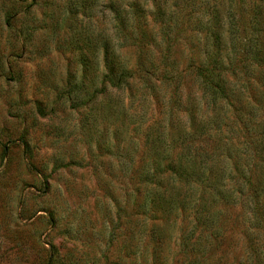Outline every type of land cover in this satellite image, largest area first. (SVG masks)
<instances>
[{
	"label": "rangeland",
	"instance_id": "1",
	"mask_svg": "<svg viewBox=\"0 0 264 264\" xmlns=\"http://www.w3.org/2000/svg\"><path fill=\"white\" fill-rule=\"evenodd\" d=\"M181 134L201 181L154 254L125 166ZM200 207L205 257L264 264V0H0V264H184Z\"/></svg>",
	"mask_w": 264,
	"mask_h": 264
},
{
	"label": "trees",
	"instance_id": "2",
	"mask_svg": "<svg viewBox=\"0 0 264 264\" xmlns=\"http://www.w3.org/2000/svg\"><path fill=\"white\" fill-rule=\"evenodd\" d=\"M107 68L106 76L114 73V68L111 65H107ZM195 69L196 75L201 77L205 75L199 67ZM119 70H121V75L123 76L121 78L122 80L127 76V73L124 67H121ZM210 75L212 76L213 74L211 73ZM206 82L208 87H213L214 81H212L210 76H208ZM214 89L217 88L214 87ZM183 135L177 136L176 140L184 143L185 136ZM163 149L159 152L165 154L167 159L165 161L156 159V161L151 163L152 170L150 178L147 176L150 173L148 162L135 163L127 161L128 163L125 166V171L131 173L130 180L133 187L132 191L128 194V199L132 194V204L133 206L135 204V208L140 214L137 225L139 231H145L148 221L157 218V216L152 214L154 211L159 213L158 219L160 222L154 228H149L151 234L153 232L161 234V236H156V240H153L155 242L152 247L154 254L157 251L164 250L163 245L165 241H162V237L170 235L175 222L181 220L182 215H185V212L191 207L192 196L197 189V182L199 180L201 181L199 174L202 173L203 169H201L202 162L197 159L200 151L198 152L197 149L192 148L191 144L186 142L178 147L171 144L166 145L165 152ZM170 151H172V156L166 154ZM124 163L126 162L124 161ZM205 174L207 175V173ZM208 175L204 179L210 181V186L219 183L217 180L213 182L210 175ZM129 204L131 205V202L128 200L126 205L128 206ZM194 206L195 203L192 207ZM200 214L201 207L194 211L192 224L189 226L188 224L190 222L185 224L189 230L186 232L188 237L182 239V247L185 250L184 264H217L218 260L222 264L221 256L219 255H217L214 262H211L213 260V254L205 257V254L209 251H215L223 239L217 240L216 232H214V235H211L214 223L201 219V217L199 218L198 216ZM192 236L193 239L190 238ZM157 239L160 240L157 241Z\"/></svg>",
	"mask_w": 264,
	"mask_h": 264
}]
</instances>
